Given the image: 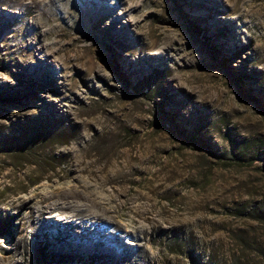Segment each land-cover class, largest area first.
I'll return each mask as SVG.
<instances>
[{"label":"rangeland","instance_id":"1","mask_svg":"<svg viewBox=\"0 0 264 264\" xmlns=\"http://www.w3.org/2000/svg\"><path fill=\"white\" fill-rule=\"evenodd\" d=\"M84 1L65 37L75 64L43 38L36 57L57 75L36 85L23 39L51 13L71 24V8L0 0V264H264V226L249 217L264 203V0ZM65 189H121L159 226L144 237L142 219L116 218L131 232L120 255L80 247L71 238L115 230L58 223L48 207Z\"/></svg>","mask_w":264,"mask_h":264},{"label":"bare ground","instance_id":"2","mask_svg":"<svg viewBox=\"0 0 264 264\" xmlns=\"http://www.w3.org/2000/svg\"><path fill=\"white\" fill-rule=\"evenodd\" d=\"M50 1H53V0H50ZM64 1L69 5V8H71L70 10L72 11V12L70 11L68 13L69 17H71V21H72L71 24H68L64 20L65 14H64V16L61 17L57 13H51L49 16H47V20L50 23L48 30L46 32L42 33L41 37H40L39 31L37 30L38 27L36 24V23H38L39 20L38 21L35 20L34 23L32 24V26H33V29L37 30L35 32V35H37V37L25 36L23 39L24 42L31 45V48L28 49L26 52L25 60H24L25 65L23 66L22 75H23V77H27L29 79L32 78V80L35 81L34 83L36 85H41V83H42V79L40 78L41 76H48V74H53V73H56L55 75H57V72H54V70H53L54 68L52 69L49 65L44 64V62L38 61V57H36V52L39 50L37 44H39L43 38H47L49 36H52L55 38L54 42L52 43L57 48V50L55 51L56 52L55 55L59 56L58 52L62 51L63 54H62V56L60 55L59 58L62 59L63 64L65 65L66 68H68L69 65H71L72 62L74 63V61H75V58L74 57L72 58V56L70 54L71 49H70V46H68V43L65 41V37H70L69 36V35H71L70 32L76 29V25L79 22L78 6L80 7V5H82V4L84 5V3L86 1L78 0V6L74 5L72 0H64ZM239 1L240 0H235L236 5L238 4ZM87 2L95 4V5H96V3L99 5H102L100 0H89ZM243 2H244V0H243ZM245 2H247V1H245ZM54 4H55V1H54ZM40 9H42V8H40ZM235 9L236 10L239 9L240 14H242V15L248 11V10L246 11L245 9H243V11H242L239 6H237ZM76 11H78V15L75 16V15H73V13L75 14ZM83 12L80 13L81 17H82ZM88 13L99 14L101 16L100 18L105 17V15L100 13V9H97L94 11L88 10ZM262 13H264V12H262ZM95 26L97 28H99V25L97 23L94 25V27ZM72 39H74V38H72ZM74 49H73V52H74ZM51 61H53V60H51ZM45 62L47 63V61H45ZM82 65H83V63H82ZM42 106H44V105L42 104ZM87 157H88V155H87ZM86 167H88V166H86ZM100 173H101V171H100ZM99 179H101V178H99ZM104 184H105V182L103 180H101L100 185H99L101 189L104 187ZM121 188H123V187H121ZM57 193L59 194L57 196L59 197V199L61 201L58 204L49 205L50 207H48V208L57 209L61 213L64 214V216H60L62 214L59 213L58 214L59 216H57V217L55 215H52L53 217L55 216L56 218L61 220L58 223L63 222V224L67 223L70 226H76L75 224L79 221L77 223L78 225L76 227H79L80 231L81 230H89V231L90 230H97L98 232H102V231H105V229H107V227L104 226V224H106V225L109 224L115 230L112 233H108L109 234L108 237H110V238L108 240H106V242L103 240H100V239H97L94 241H90V240L88 241L85 239L86 237L84 236V234L80 235L81 238H77V237L71 238V243H72V241H75L76 245H78L80 247H82V246L88 247V246L93 245L94 247H97L99 249V247H103V243H104V245L106 246V248H104V249L108 251L107 253H110V254L116 253V255L117 254L120 255L122 252V248H123V247H121L122 245L120 243L122 241H124V239H123L124 237L131 236V232L128 231L127 229H124L121 226V224L118 223V220H116V218L123 219L125 222H127L126 226L133 228V229H135L136 226L137 227L141 226L140 225L141 221H139L137 218L142 219L144 222L147 223L146 229L143 232L144 237L149 236V234H151L153 232V230L159 226L158 219H156L154 216L148 215V213L150 211L149 212H146L143 210L139 211V210H137V208L132 206L129 203V200L127 198L128 194L123 192L121 189L112 190V192L110 191L108 194H107V190H106V195L99 194V193H102L100 191L90 192L88 194H83V193H80L76 190L75 191H69V190L66 191V189H65V191H61V192L58 191ZM73 199H75V200H73ZM82 199L87 201V203H89V204L85 205V203H80ZM28 202H30V200ZM20 205L25 206V205H27V203L22 202ZM111 208L113 209L112 212L115 213L116 216H114L113 214L109 215ZM47 209L40 208L39 210H37V215L41 216ZM41 223L46 228V230H45L46 235L49 236L50 235L49 229H50V227L53 226V223H56V221H54V219H52V218H49L47 220L41 221ZM142 227H143V225H142ZM77 231H79V230L77 229ZM120 232H122V234H120ZM57 233H59L60 236H63V238L65 237V235L63 233H61V231H58ZM100 235H101V233H100ZM141 238H142V236H141ZM124 256H121V257L123 258Z\"/></svg>","mask_w":264,"mask_h":264},{"label":"trees","instance_id":"3","mask_svg":"<svg viewBox=\"0 0 264 264\" xmlns=\"http://www.w3.org/2000/svg\"><path fill=\"white\" fill-rule=\"evenodd\" d=\"M153 85V84H152ZM151 84L147 85V88H149ZM151 89V88H150ZM250 219L256 221L260 225L264 226V203L263 202H257L253 205V207L250 209ZM259 249V248H257ZM261 251V249L259 250Z\"/></svg>","mask_w":264,"mask_h":264}]
</instances>
